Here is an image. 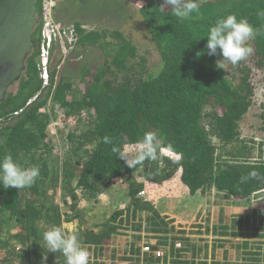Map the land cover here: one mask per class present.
Segmentation results:
<instances>
[{
	"label": "trees",
	"instance_id": "1",
	"mask_svg": "<svg viewBox=\"0 0 264 264\" xmlns=\"http://www.w3.org/2000/svg\"><path fill=\"white\" fill-rule=\"evenodd\" d=\"M125 1L134 3L144 21L148 38L144 48L120 30L84 25L82 14L69 12L75 2L64 0L59 5L58 22L77 39L59 56L55 50L63 46L55 42L46 88L39 69L42 26L35 27L23 76L0 104V159L11 154L22 167H38L39 176L33 186L21 190L0 184V264H41L45 250L39 242L51 227L76 235L89 252V264L96 263L93 260L99 264L114 237L122 234V224L142 215L144 221L134 226L140 233L132 242V253L141 256L142 231L155 241L148 242L151 251L141 258L127 257L131 264H229L216 258L217 248L234 238L243 264H264V228H249L245 218L228 221L221 214L212 228L206 224V233L212 230L223 237L213 241L210 262L202 253L208 244L198 247L191 238L180 236L185 229L162 214L149 196L169 190L171 183L184 185L192 194L216 190L234 202L264 194V179L240 182L253 170L264 176L262 143L240 132V123L254 104L255 77L264 73V35L248 41L250 56L237 65L222 61L223 69L217 66L222 60L219 52L207 54L205 36L216 19L228 13L246 18L254 29L264 28V0H203L184 20L172 15L164 0ZM40 8L41 0L39 14ZM197 52L202 55L197 57ZM59 112L63 122L75 124L62 132L65 146L56 152L48 130ZM145 131L155 132L160 140V158L129 168L112 149L135 153ZM105 136L112 143H105ZM119 182L125 185L127 206L93 228L80 200L97 201ZM58 196L69 208H62ZM63 217L66 222L76 220L77 229L64 230ZM194 232L203 231L199 227ZM229 236L232 239H226ZM158 250L165 254L157 256ZM112 252L115 257L118 251ZM46 264H65V258L49 252Z\"/></svg>",
	"mask_w": 264,
	"mask_h": 264
},
{
	"label": "rangeland",
	"instance_id": "2",
	"mask_svg": "<svg viewBox=\"0 0 264 264\" xmlns=\"http://www.w3.org/2000/svg\"><path fill=\"white\" fill-rule=\"evenodd\" d=\"M63 1L64 0H62L61 3ZM71 1L75 3L70 6L71 8L68 7L69 12L71 14L73 13L76 17H79L80 14H82L83 18L80 16V19L84 25H101L103 28L105 26L110 30H120L121 32L126 33L136 43L138 42L140 47L144 48L147 45L148 38L145 31L144 21L136 11L134 3L125 0H92L89 2ZM134 12L136 15L132 17ZM59 45L61 46L60 43ZM60 51L55 50V53L58 54V56L64 53L63 49ZM255 83L254 104L251 106L245 118L241 121L240 132L242 137L257 143H262L264 155V131L261 129L264 122V73L255 77ZM61 119L62 114L59 112L57 119L53 120V124L50 125L48 130L50 140L55 142L56 152L61 150V146H65L61 136L62 132L66 133L70 128L73 129L75 124V121H70L68 123L67 121L63 122ZM127 151L134 152V150L132 151L131 149H128ZM163 152L166 155L174 156V154L167 149H163ZM170 187L172 188L165 192L161 191L163 193H160L159 191L156 195V197L159 198L160 211L162 213L163 211H166L173 214V219H175L174 222L179 225L181 224V229H185L186 232V234H180V236L183 238L184 236L191 238L190 242H197L198 247L203 246V244H208V249L203 248L202 253L206 252L204 257H208L210 262L212 260L213 241L219 240V238L223 239V237L213 234L212 230L211 232L206 233V224H210V227L212 228L214 221H219V216H221V214L228 221H231L235 217L245 218V220L248 221L249 228H251V226L254 227V225L264 228V211H262L264 210V194L255 196L253 200L249 202H234L233 200L228 199L223 193L212 190L211 193L205 195L206 199L204 198L205 196L201 198L203 199V203L199 206V202H197V204L195 203V199L188 189H181L180 186L175 187L172 183L170 184ZM168 193L173 194L169 195ZM125 195V185H122L121 182H119L115 184L112 189L100 194L97 201L82 198L79 207L84 208L90 226L98 229L96 224H99L108 218L117 209L127 206L128 198L125 200L123 199ZM160 195L161 197H159ZM149 196L155 201V194ZM57 198L63 209L69 208V205L64 203L61 196H58ZM184 209L186 210L184 211L186 215H179ZM189 211H192V213H189ZM125 217L126 214H124L123 218ZM64 218L65 217H63L62 221L63 229L65 230V228H67L71 232L75 231L78 222L76 220L66 222ZM141 218L139 220L137 218L134 221L132 220L131 222H125L122 224V228L120 229L122 234L114 237L112 241L114 244L111 246V250H109L108 253L105 252L106 257L100 260L99 264H121L118 259L123 256L121 255L122 252L120 253V249H123L122 246H124L126 242L131 243L136 241V236L140 232L136 231L134 226L140 221H144L145 216L142 215ZM208 220L209 222H207ZM9 223L12 224L11 220ZM199 227L203 232H194V230H197ZM141 236V244L143 241H155L153 235H150V233L146 231H142ZM226 239L230 240L232 237L229 236L226 237ZM249 239L253 238L251 237ZM234 240H236V238H234L233 241H228L225 247H218L217 251L219 252V255L216 258L221 262L225 260L226 262H229V264H243V259L240 255L241 251L236 248ZM254 240L261 241V239L259 240L255 238ZM262 240L264 242V238ZM172 241L173 240L169 237V247L172 244ZM177 241L181 242V240ZM182 244L185 245V241H182ZM113 249L118 251L115 252V257H113ZM93 262H96L93 264H98L99 261L93 260Z\"/></svg>",
	"mask_w": 264,
	"mask_h": 264
},
{
	"label": "clouds",
	"instance_id": "3",
	"mask_svg": "<svg viewBox=\"0 0 264 264\" xmlns=\"http://www.w3.org/2000/svg\"><path fill=\"white\" fill-rule=\"evenodd\" d=\"M200 3L201 0H164L163 5L171 9L172 15L180 20H184L199 9ZM163 10L161 8V11ZM261 15H264V12ZM38 16L40 18L39 13ZM39 23L41 24V22ZM260 35H264V28L254 29L246 18L238 19L236 14L228 13L225 16L218 17L210 27L208 34L205 35L207 37V54L212 56L219 52L222 60L218 61L217 66L222 69L225 67L222 61L237 65L253 52L248 41ZM196 55L199 57L202 53L197 52ZM104 142L112 143L107 136L104 137ZM160 148L161 142L156 133L153 131H145L143 139L135 153L120 147H113L112 151L117 154L119 159L124 160L129 168L135 169L145 161H158L160 158ZM174 157H176L175 154ZM38 176V167H22L11 154L0 159V184L5 189L16 188L21 190L29 188L35 184ZM251 179L261 180L264 179V176H261L260 173L253 170L247 175H242L240 182L244 183ZM42 241V243L38 241L45 250L42 255L41 264H46L49 252L60 253L65 258V264H89V252L81 246L78 237L74 234H65L61 227H51L45 230L42 233ZM145 243H148V241H144Z\"/></svg>",
	"mask_w": 264,
	"mask_h": 264
},
{
	"label": "water",
	"instance_id": "4",
	"mask_svg": "<svg viewBox=\"0 0 264 264\" xmlns=\"http://www.w3.org/2000/svg\"><path fill=\"white\" fill-rule=\"evenodd\" d=\"M38 4L39 0H0V104L23 76L33 51Z\"/></svg>",
	"mask_w": 264,
	"mask_h": 264
},
{
	"label": "built area",
	"instance_id": "5",
	"mask_svg": "<svg viewBox=\"0 0 264 264\" xmlns=\"http://www.w3.org/2000/svg\"><path fill=\"white\" fill-rule=\"evenodd\" d=\"M61 0H41L40 8V22L41 30V44L39 54V69L40 78L42 80V87L46 88L50 85V53L55 42H59L63 46L64 53L67 48H73L76 42L75 34L64 24L58 22L56 18V10ZM144 195L145 192H140ZM181 243H176V247H180ZM145 252L151 251V246L145 243L143 246ZM165 253L162 250L156 252L157 256H163Z\"/></svg>",
	"mask_w": 264,
	"mask_h": 264
},
{
	"label": "crops",
	"instance_id": "6",
	"mask_svg": "<svg viewBox=\"0 0 264 264\" xmlns=\"http://www.w3.org/2000/svg\"><path fill=\"white\" fill-rule=\"evenodd\" d=\"M178 186H180L181 189H188L187 187H185V186L182 185V184L177 185V187H178ZM183 187H185V188H183ZM160 193H163V192L160 191ZM191 194H192V193H191ZM192 196H193V198L195 199V203H196V204H197V202H199L198 205H199V206L202 205V203H203V199H201V198H203V197L205 196V194H203L201 191H198V192L192 194ZM159 197H161V195H160ZM204 198L206 199V196H205ZM155 206H156L157 209H159L160 202H159V198L156 197V195H155ZM191 206H192V205H191ZM195 206H196V205H195ZM192 207H194V206H192ZM159 211H160V209H159ZM184 211H186V210L184 209L182 212L179 213V215H182V216L186 215V213H185ZM160 212H161V211H160ZM161 213H162V212H161ZM189 213H192V211H189ZM162 214H167V215L170 216V218H173V217H174L173 214H170L169 212H166V211H163ZM143 245H144V241H143L142 244L139 243V246H140V249H141V254H140L141 256H143V255L145 254L144 251H143ZM131 246H132V242H131V243L126 242V244H125L124 246H122L123 249H122V250L120 249V253L122 252L121 255L125 256V257H123V259H121L122 256H121L120 253H119V255L121 256V258L119 259V261L121 262V264H131V263H130V260L127 261V257H133V256H136L137 258H138V257L141 258V256H139V255H137V254L134 255V254L132 253ZM139 246H137V247H139ZM125 258H126V259H125ZM140 264H141V263H140Z\"/></svg>",
	"mask_w": 264,
	"mask_h": 264
}]
</instances>
